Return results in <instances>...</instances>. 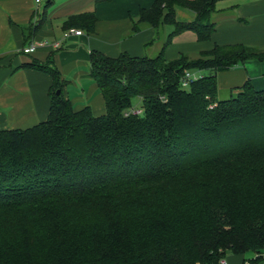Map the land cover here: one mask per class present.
<instances>
[{
  "label": "trees",
  "instance_id": "trees-1",
  "mask_svg": "<svg viewBox=\"0 0 264 264\" xmlns=\"http://www.w3.org/2000/svg\"><path fill=\"white\" fill-rule=\"evenodd\" d=\"M220 1L156 0L143 10L134 32L174 26L156 58L92 52L105 115L74 109L52 59L30 65L52 78L51 109L38 125L0 130V264L264 259V90L248 81L221 99L217 83L220 71L264 61V50L217 45L196 59L165 55L185 31L210 40ZM179 6L196 19L177 21ZM96 24L86 13L65 30L93 33ZM185 71L206 74L183 89ZM135 99L143 113L126 116Z\"/></svg>",
  "mask_w": 264,
  "mask_h": 264
},
{
  "label": "crops",
  "instance_id": "crops-1",
  "mask_svg": "<svg viewBox=\"0 0 264 264\" xmlns=\"http://www.w3.org/2000/svg\"><path fill=\"white\" fill-rule=\"evenodd\" d=\"M194 1V0H189ZM156 0H0V130L26 129L45 122L50 114L49 95L52 78L30 68L33 63L53 65L64 81V96L76 111L90 107L96 116L107 113L105 98L90 77L91 53L110 58L122 54L156 58L167 43L174 26L161 31L148 26L134 27L143 10L151 9ZM94 13L97 24L93 33L64 37L65 25L73 16ZM45 20L30 39L27 28ZM177 21L190 23L196 14L184 7L176 9ZM215 32L208 41H200L193 31L175 35L166 49L169 61L188 56L198 58L215 46L244 45L264 50V0H223L217 3L213 16ZM29 39V40H28ZM60 42L61 47L38 48L30 55L23 49L31 43ZM198 76L206 73L196 72ZM250 81L257 90H264V61L249 60L217 74L218 95L231 97ZM225 99V98H224ZM231 254V253H230ZM228 264H264L254 255L226 256Z\"/></svg>",
  "mask_w": 264,
  "mask_h": 264
},
{
  "label": "built area",
  "instance_id": "built-area-1",
  "mask_svg": "<svg viewBox=\"0 0 264 264\" xmlns=\"http://www.w3.org/2000/svg\"><path fill=\"white\" fill-rule=\"evenodd\" d=\"M42 1H44V0H38L39 3ZM83 34H84V31L81 29L69 28L66 30L64 37L66 39H68L72 36H82ZM47 46H51L54 49H59L61 47V43L60 42L31 43L28 46H26L22 52L25 55H30V54H33L34 52H36L38 50V48L47 47ZM198 79H199V76L196 73L191 72V71H185V73L181 79L182 88L183 89H189L190 86L192 85V83H194ZM142 113H143V110L140 107L139 108H132V109L127 111L126 116L141 115ZM263 257H264V253H263ZM219 264H228V262L225 259H223Z\"/></svg>",
  "mask_w": 264,
  "mask_h": 264
},
{
  "label": "rangeland",
  "instance_id": "rangeland-1",
  "mask_svg": "<svg viewBox=\"0 0 264 264\" xmlns=\"http://www.w3.org/2000/svg\"><path fill=\"white\" fill-rule=\"evenodd\" d=\"M220 98L221 99H224V98L227 99V97H221V96H220ZM133 106H134V108H139L140 107V99H135L133 101ZM227 255H228V257H231L230 253H228Z\"/></svg>",
  "mask_w": 264,
  "mask_h": 264
}]
</instances>
